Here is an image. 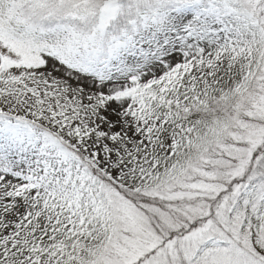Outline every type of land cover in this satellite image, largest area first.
I'll use <instances>...</instances> for the list:
<instances>
[{
	"label": "snow or ice",
	"instance_id": "snow-or-ice-1",
	"mask_svg": "<svg viewBox=\"0 0 264 264\" xmlns=\"http://www.w3.org/2000/svg\"><path fill=\"white\" fill-rule=\"evenodd\" d=\"M0 264H264V0H0Z\"/></svg>",
	"mask_w": 264,
	"mask_h": 264
}]
</instances>
